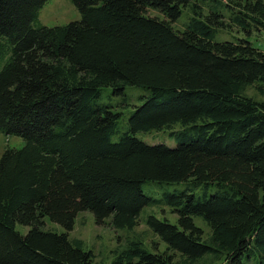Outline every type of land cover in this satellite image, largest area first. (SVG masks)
<instances>
[{"label":"trees","instance_id":"obj_1","mask_svg":"<svg viewBox=\"0 0 264 264\" xmlns=\"http://www.w3.org/2000/svg\"><path fill=\"white\" fill-rule=\"evenodd\" d=\"M48 1L0 0V132L25 141L0 160V264H91L69 239L81 212L134 229L156 204L178 216L145 222L167 249L137 239L113 264H264V102L245 94L264 91V52L215 41L229 25L222 11L205 14L207 0H70L82 19L55 27L39 21ZM212 1L246 33L264 30V0ZM108 91L123 103L103 102ZM123 107H133L126 122L114 110ZM152 131H170L173 144L138 138ZM190 180L215 192H143ZM46 219L65 232L46 230Z\"/></svg>","mask_w":264,"mask_h":264},{"label":"rangeland","instance_id":"obj_2","mask_svg":"<svg viewBox=\"0 0 264 264\" xmlns=\"http://www.w3.org/2000/svg\"><path fill=\"white\" fill-rule=\"evenodd\" d=\"M202 6L207 15L210 14L212 10L222 11L225 15V21L229 25L228 28L220 27L215 31V41L231 43L246 41L254 48L264 52V30L259 31L256 28H252L249 30V33H246L240 27L236 25L234 26L230 20V11L223 8L216 1H204ZM149 14L151 16L163 18V16L157 11L150 10ZM192 15L193 11L191 7L185 8L181 18L174 24V28L179 31L185 30ZM81 19L80 12L70 0H49L39 14V21L47 27L65 26L71 22L80 21ZM109 92L110 91L105 94L103 102L110 103L117 107L123 103L122 100L118 98L111 97L112 100H109ZM136 93L137 89H134V87L127 90V95L132 99L131 103L133 104H138L137 97H135ZM245 94L258 102H264V91L260 90L258 85L250 86ZM114 110L123 113L126 122L128 120L127 118L133 112V107H123L121 109L114 108ZM125 124L128 127L127 123ZM138 138L149 145L173 144L170 137V131L139 133ZM24 146L25 141L20 136L16 135L7 137L0 132V160L7 149H22ZM181 190H188L190 193L195 194L197 198H202L204 194L211 195L215 192L212 184H198L193 180L184 183L147 182L143 185V192L145 195L156 200H160L165 192ZM150 215H154L160 220H168L172 224L178 223V216L165 204H156L146 207L141 212L138 226L134 229L126 228L115 230L108 224L109 222L105 226H98L95 222L94 215L87 211L81 212L77 216L74 228L72 232L69 233V239L71 241H80L84 251L93 253L91 264H113L116 256L123 252L131 241L137 239H142L146 248L151 252H164L167 249V245L145 223ZM194 220L197 226L203 229L205 239H209L211 236V229L208 224L199 217H196ZM44 228L57 233L65 232L60 225L51 222L49 219L45 220ZM17 230L21 234H27L29 228L18 225ZM211 258L213 257L208 259ZM209 264H224V257L221 259H211Z\"/></svg>","mask_w":264,"mask_h":264}]
</instances>
